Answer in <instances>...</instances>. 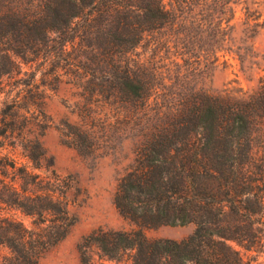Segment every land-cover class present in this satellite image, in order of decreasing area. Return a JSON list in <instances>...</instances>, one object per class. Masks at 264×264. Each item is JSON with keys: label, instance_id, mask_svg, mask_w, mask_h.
I'll return each mask as SVG.
<instances>
[{"label": "trees", "instance_id": "1", "mask_svg": "<svg viewBox=\"0 0 264 264\" xmlns=\"http://www.w3.org/2000/svg\"><path fill=\"white\" fill-rule=\"evenodd\" d=\"M176 1L0 0V264H40L78 222V182L58 173L43 141L52 124L42 87L64 75L111 102H138L155 119L115 194L134 229L92 232L78 246L80 264H248L231 243L264 244V79L250 94L192 90L161 100V74L130 57L147 34L202 5ZM256 1L236 0L246 17L242 64L261 27ZM38 67L46 84L35 82ZM71 139L78 150L90 144L84 129ZM189 224L195 232L183 241L144 233Z\"/></svg>", "mask_w": 264, "mask_h": 264}, {"label": "rangeland", "instance_id": "2", "mask_svg": "<svg viewBox=\"0 0 264 264\" xmlns=\"http://www.w3.org/2000/svg\"><path fill=\"white\" fill-rule=\"evenodd\" d=\"M176 2L165 0L168 6H175ZM256 2L262 14L261 27L253 38L254 47L250 46L251 56L245 64L236 57V42H243L241 24L246 19L243 6L236 13V0H200L198 3L202 5L195 14L185 13L180 20L147 34L130 57L147 60L161 74L156 81L161 100L165 96L187 95L192 90L236 96L250 94L264 79V0ZM33 71L35 82L46 84L42 68ZM96 78V83L102 82L100 75ZM74 79L64 75L53 87H42L52 124L43 140L45 148L58 173L72 176L78 182L79 197L74 208L77 224L40 264H80L78 246L92 232L134 229L117 209L115 194L120 179L134 164L146 129L155 123L154 114L145 115L138 102H111L75 85L79 82L74 84ZM79 129L88 132L90 144L78 150L70 142ZM195 229L194 224L162 226L147 228L144 233L151 240L183 241ZM231 245L246 263L264 264V244L253 251H246L236 243ZM6 254L0 248V261Z\"/></svg>", "mask_w": 264, "mask_h": 264}]
</instances>
